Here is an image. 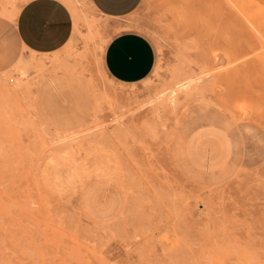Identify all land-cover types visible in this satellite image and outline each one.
<instances>
[{"label":"rangeland","instance_id":"rangeland-1","mask_svg":"<svg viewBox=\"0 0 264 264\" xmlns=\"http://www.w3.org/2000/svg\"><path fill=\"white\" fill-rule=\"evenodd\" d=\"M26 1L0 0V264H264V0H62L48 53L15 35ZM123 29L155 50L138 82L102 65ZM93 178L123 193L109 221L81 208Z\"/></svg>","mask_w":264,"mask_h":264},{"label":"crops","instance_id":"crops-1","mask_svg":"<svg viewBox=\"0 0 264 264\" xmlns=\"http://www.w3.org/2000/svg\"><path fill=\"white\" fill-rule=\"evenodd\" d=\"M90 2L107 16L122 17L132 12L140 0ZM15 20L17 39L32 52L58 50L65 45L74 30L73 13L62 0H27ZM154 62L155 50L151 41L135 29H123L113 34L103 47V68L109 77L118 82L142 80L149 74ZM114 197L116 202L118 197L123 198L118 183L106 178H93L80 192L81 208L93 223L106 222L113 213Z\"/></svg>","mask_w":264,"mask_h":264},{"label":"bare ground","instance_id":"bare-ground-1","mask_svg":"<svg viewBox=\"0 0 264 264\" xmlns=\"http://www.w3.org/2000/svg\"><path fill=\"white\" fill-rule=\"evenodd\" d=\"M251 5H252V3H250ZM253 6V5H252ZM255 7V9H256V5L254 6ZM253 8V7H252ZM259 8H257V10H258ZM253 11V10H252ZM258 11H260V10H258ZM254 12V11H253ZM261 12V11H260ZM263 12H264V9H263ZM260 17V16H259ZM264 23V22H263Z\"/></svg>","mask_w":264,"mask_h":264}]
</instances>
